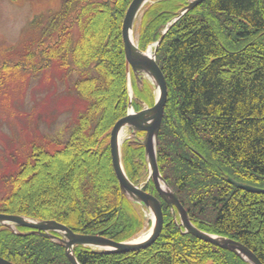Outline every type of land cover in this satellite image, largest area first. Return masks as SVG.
<instances>
[{"label": "trees", "instance_id": "obj_1", "mask_svg": "<svg viewBox=\"0 0 264 264\" xmlns=\"http://www.w3.org/2000/svg\"><path fill=\"white\" fill-rule=\"evenodd\" d=\"M132 0H61L40 37L16 60L0 63V89L22 71L53 65L70 70L82 102L68 139L53 151L34 145L0 198V212L55 220L76 233L128 241L145 225L143 207L122 195L113 169L110 132L129 109L122 23ZM187 0H152L134 29L141 50L160 39ZM156 60L168 98L158 137L160 172L199 229L235 239L264 264V0H206L164 34ZM73 77V78H74ZM141 110L154 103L152 84H137ZM146 102V103H143ZM84 103V104H83ZM144 137L137 132V138ZM129 179L159 197L144 147L126 139ZM164 227L148 247L104 253L75 246L81 264H250L235 253L184 233L159 197ZM22 233L27 228L18 227ZM0 256L14 264H72L65 248L0 225Z\"/></svg>", "mask_w": 264, "mask_h": 264}, {"label": "water", "instance_id": "obj_2", "mask_svg": "<svg viewBox=\"0 0 264 264\" xmlns=\"http://www.w3.org/2000/svg\"><path fill=\"white\" fill-rule=\"evenodd\" d=\"M152 0H132L125 13L122 23V38L126 59V69L129 81V110L125 116L120 118L112 127L110 132V153L112 165L118 179L122 195L148 209L153 217L149 233L143 238L137 237L128 241H115L99 234L76 233L68 226L55 220H36L22 215H11L0 212V225L8 227L17 234H36L51 239L53 242L65 248L66 255L72 264H81L74 253L75 246L91 247L93 250L104 253H126L138 251L151 245L161 234L164 227V214L160 199L144 190L142 186L133 183L124 169L122 162V139L125 130H129L132 143H139L144 147L145 158L148 164L149 178L153 181L159 197L170 207L174 219L178 220V226L184 233L192 234L199 239L227 249L244 261L250 264H263L258 256L241 242L221 236L218 234L203 231L196 227L178 196L162 176L157 160L158 137L162 125L164 111L168 98V86L163 71L157 63V50L164 38L168 28L186 12L206 0H187L183 7L167 28L162 36L145 51L141 50L134 37L136 21L143 12L145 6ZM131 73L134 74L137 82L143 83L145 77L157 90L155 102L152 106L136 111L132 101L134 93L131 84ZM137 132H143L142 139L137 138ZM230 181L237 187L251 192L264 193V188L256 187L233 179ZM146 218V217H145ZM18 227L30 228L31 231L22 233ZM57 232L60 236L54 234ZM0 264H14L0 256Z\"/></svg>", "mask_w": 264, "mask_h": 264}, {"label": "rangeland", "instance_id": "obj_3", "mask_svg": "<svg viewBox=\"0 0 264 264\" xmlns=\"http://www.w3.org/2000/svg\"><path fill=\"white\" fill-rule=\"evenodd\" d=\"M60 5L61 0H0V63L18 59L30 41L40 37L39 28ZM73 77L70 70L53 65L37 74L22 71L0 89V198L8 191V177L26 162L34 145L47 144L54 152L68 139L83 109L72 92ZM134 100L142 101L136 94ZM129 136L125 130L122 139ZM143 212L145 225L138 237L151 228L153 215L148 209Z\"/></svg>", "mask_w": 264, "mask_h": 264}, {"label": "flooded vegetation", "instance_id": "obj_4", "mask_svg": "<svg viewBox=\"0 0 264 264\" xmlns=\"http://www.w3.org/2000/svg\"><path fill=\"white\" fill-rule=\"evenodd\" d=\"M24 228H25V227H24ZM27 229H28L27 231H31L30 228H27ZM54 234L57 235V236L59 235L57 232H54Z\"/></svg>", "mask_w": 264, "mask_h": 264}, {"label": "bare ground", "instance_id": "obj_5", "mask_svg": "<svg viewBox=\"0 0 264 264\" xmlns=\"http://www.w3.org/2000/svg\"><path fill=\"white\" fill-rule=\"evenodd\" d=\"M144 236H146V235H143V236H141L140 238H143Z\"/></svg>", "mask_w": 264, "mask_h": 264}]
</instances>
